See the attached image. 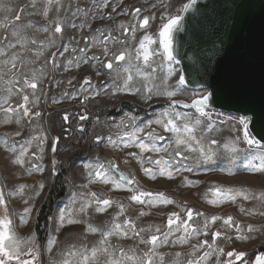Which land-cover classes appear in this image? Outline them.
Listing matches in <instances>:
<instances>
[{
	"label": "rangeland",
	"instance_id": "1",
	"mask_svg": "<svg viewBox=\"0 0 264 264\" xmlns=\"http://www.w3.org/2000/svg\"><path fill=\"white\" fill-rule=\"evenodd\" d=\"M188 2L189 0H107L108 7L97 11L96 4L99 3V0H95V2L94 0H71L70 7L69 0H65V9L60 12L64 29L62 39L57 40L55 47L48 48L44 57L37 60L34 65H30V67L40 68L43 66L44 68V76L38 81L35 92L32 89H25V94L29 95L31 118H23L19 125L15 123V118H13L12 123L5 124L3 122L6 119L5 114L0 111V139H3L4 135L7 134L9 143L16 141L19 146L20 143L30 140L33 136L46 137V140L42 143L37 140L31 142L23 166L15 164L14 160L17 154L9 152L0 143V188L3 189L7 201L8 216L12 221L11 230L20 238H35V243L40 249L42 264L61 261L63 259L61 253L68 251L72 245L77 248L84 244H87L89 248L95 245L101 239V235L99 232H88V224L100 229L109 227L113 219L117 217L120 205L124 206L125 211L118 216V222L131 218L135 222L137 230L150 228L151 231L141 232V236L145 239L155 232L156 227H159L161 232L167 231L168 217L172 212L180 214L182 219H187V209H192L194 216L189 223L196 228H203L205 219H207V235H192L189 242L182 245L173 243L177 236L183 235V232H179L171 236L166 245L158 242L156 252L159 255L154 257L153 264H174L177 259L180 264H186L188 259L194 258L190 255L193 246L203 240H208L211 243L213 233L216 231H220L222 235L215 239V244L223 247L225 252L235 249L236 251L248 253L244 260L237 262V264H254L255 256L264 252V215L259 214L264 212V198L261 197V194H264V172H256L246 168L248 154L243 151L238 154L234 163L230 162L228 156L233 142L239 149L247 147L242 139L241 126L235 121L227 119L230 116H238L211 112L212 120L216 121L215 127L211 131L207 130V124L210 121L206 117H200L203 123L197 129L196 135L198 138H202V142L206 147H210L216 153L215 163L197 164L191 160H181L183 165L191 166L193 171H173L174 178L172 179L159 174H157L156 179H151L145 175L143 169L150 167L158 173L159 166L149 164L147 162L148 158L151 157L153 160L160 157L171 159L177 145L174 143V134L165 132L160 125L155 123H152L150 127H145L146 123L159 118L160 113L168 108L171 100L191 102L201 91H193L186 86H178L177 81L181 75L180 65L173 63L176 71L171 77H168L167 66L169 62L156 55L150 61L156 69L152 75L151 83L161 92L165 90L177 91L175 97L170 100L164 95L157 96L154 89L153 98L146 101L144 99V85L148 84L149 81L135 75L133 83L135 86L141 87L140 93L119 92L115 95L112 94V80L115 74H110L109 70L104 67L106 59L111 58V53H118L123 48L132 49L133 55H135V49L146 34L151 35L157 41L150 47L153 50L162 52V47L158 43V32L161 26L170 17L182 16L184 13L182 11L183 5ZM29 3L30 0H0V25L3 24L5 17L14 20L17 14L15 11L7 12L5 10L7 6L23 10L21 20L15 22L21 28L29 21L33 22L36 27L46 25L56 17L55 7H53L49 16L44 18L39 14L45 6L44 3L38 0L35 8L28 7ZM77 5L87 10V19L91 23V29L85 28L81 31L68 27L69 21L74 20L75 23L79 24L85 19L83 12L76 16L72 15ZM113 8H115V11H113ZM135 8L141 9L140 20H143L145 16L149 17V25L144 29L139 28L137 20L132 15ZM122 12L128 14L121 15ZM28 13L34 14L28 15ZM108 14H111V19L107 18ZM101 15L105 18L99 19ZM93 16L97 18L93 20ZM119 24H124L129 28L135 24L137 27L135 39L132 38L131 34L124 36L117 27ZM50 27L54 28L55 25ZM97 28L104 30L105 34L110 29L112 36L125 40V44H112L110 42L108 44L110 53L107 58H105L101 47H92L87 52V56L90 58L95 55L100 59H89L87 63L81 60L78 67L76 63L67 65V61L73 59L74 56L71 48L76 46L77 43L79 47H85L84 37L94 35ZM5 31L4 28L0 27V35H3ZM22 31L30 38L34 37L37 41L47 42L49 34L36 31L35 27L22 28ZM56 35L61 36V34ZM66 46L69 50L64 52L63 49ZM30 47L32 46L30 45ZM52 52L57 53L56 63L59 67H53L51 63H45ZM61 52H63V55L60 54ZM75 55L81 54L77 52ZM32 58L34 59V57ZM136 63H139L146 72H151L150 68L143 65L142 58ZM29 75L31 74L29 73ZM85 78H90V83L87 85L84 84ZM116 83L120 84L122 81L118 80ZM105 85H107V93L100 91L101 87ZM5 89V83L0 80V103L7 96ZM97 91H100V94L93 95ZM85 97L88 98L85 99ZM22 102V96L20 95H13L9 101L13 107ZM4 106L7 107L8 105ZM177 110L185 112L181 108ZM36 112L40 113L39 117L32 115ZM186 113L193 118L199 115L195 112ZM65 116L68 117L67 121L64 119ZM82 116L87 118L81 119ZM130 116H135L134 123L145 127V132L154 131L157 135L172 138L171 141L166 139L157 142L159 147L167 148V152H145L136 146L123 147L121 145L113 147L108 142L107 137L111 136L115 139L116 134L120 131L116 124L122 119L129 123L127 118ZM221 120H224L225 123H220ZM18 131L22 135L15 136L14 134ZM139 135L143 142L151 145V141L144 133ZM56 137H59V142L54 144ZM97 137L103 139L97 142ZM237 137H240L239 141L236 140ZM213 139L218 143L212 145L210 142ZM225 144H229V148L226 149ZM54 146L56 148L55 152L52 151ZM41 149L43 150L41 151ZM180 150L184 152V155H197L196 153L187 152L183 146ZM33 153L36 155L33 156ZM129 153H135L136 155H129ZM141 158L144 161L143 163H141ZM97 160L105 164L111 161L113 165L119 168V173L110 170V175L114 176L117 181L120 179V173L126 174L134 179L133 187L153 193H163L174 203L151 205L150 210H133V206L137 207L143 204H137L130 199L133 192L129 191L127 187L116 189L112 183L105 184L94 177H89V169L86 165L95 164ZM259 163V160H253V164L259 165ZM33 164L41 166L42 171H33L29 175L27 169ZM63 172L66 176L68 194L67 197L58 202L59 204H57L52 217L49 219V228L47 230L42 229L47 236L46 243L42 248L36 232L39 211L48 197L57 174H64ZM186 179L194 183L187 184ZM41 183L44 185L42 190L39 189ZM20 185L27 186L23 194H14L18 192ZM216 188L233 189L232 194L236 195V199L234 201L223 200L218 204L210 203V201L217 199L215 195ZM38 190L39 195L37 196L35 193ZM92 192H95L97 197L109 199L112 202L111 206L107 207L103 213L96 211L95 203H92L86 212L79 211L81 204L93 200L90 196ZM238 192H242L243 195H237ZM246 196L247 199H245ZM75 198H77L76 203L73 204ZM25 200L28 201L27 204L24 203ZM144 204L147 205L148 203ZM30 206H32V212L29 216L24 210ZM241 208L245 211H241ZM68 209H71V215L74 218L83 222L65 224V226L60 227L58 225V214L61 210ZM253 209L256 210L254 214H249L248 210ZM197 212L202 213V215L196 216L195 213ZM141 213L147 214L142 215ZM229 215L233 217L234 223L244 230L243 234L250 235L251 239L246 241L235 239L238 234L236 229L224 225V219ZM2 216L3 206H0V217ZM26 216L28 218L25 220ZM212 216H219L222 219L212 222ZM247 225H253L259 231L247 233ZM174 227L175 225H173ZM53 237L56 238L57 242L49 253L47 245ZM225 237H232V239L227 240ZM161 239H163L162 236ZM110 243L124 248L125 251L136 246V253H138V245H142L139 243L138 238H133L131 231L127 238L111 237ZM143 245L145 250L150 247V245ZM23 247L26 246L22 245ZM204 251H208L207 247L200 248L196 252V256L203 255ZM176 253H181V255L177 258ZM161 256L163 257L162 260ZM220 259L224 260L225 257H220ZM215 261L216 256L213 255L203 261L202 264H215Z\"/></svg>",
	"mask_w": 264,
	"mask_h": 264
},
{
	"label": "snow or ice",
	"instance_id": "2",
	"mask_svg": "<svg viewBox=\"0 0 264 264\" xmlns=\"http://www.w3.org/2000/svg\"><path fill=\"white\" fill-rule=\"evenodd\" d=\"M39 2L44 3V7L42 11L39 13L44 18L49 16V13L53 10V7L56 9V17L48 22L46 25H40L36 27L33 22L29 21L22 26L23 29L28 28H36V31H41L44 33H48L47 42L45 41H37L34 37L30 38L26 36L22 28L17 26L15 22L21 20L22 9L20 8H12L11 6L6 7L7 12L15 11L17 14L14 17V20H9L8 17H5V20L0 27L4 28L6 31L3 35H0V80L6 85L5 91L7 92V96L4 97L3 102L0 103V111L5 114L6 119L3 121L5 124H10L13 122V118H15V123L19 125L21 120L25 117H30V100L29 95L25 94V89H32L33 92L37 89L38 81L44 76V68L41 66L40 68L30 67V65H34L37 60L41 57H44L45 51L50 47H55L58 39H62V33L64 31L62 24L63 20L60 17L61 10L65 9V0H39ZM95 2V0H94ZM38 3V0H30L28 7L35 8ZM197 0H189L188 3L183 5L182 11L187 13L189 10H192L196 5ZM71 6V0H69V7ZM108 3L107 0H99V3L96 4L97 11L102 8H107ZM115 11V8H113ZM83 12L85 15V19L82 20L79 24L75 23V21H69L68 27L76 28L78 30H83L85 28L91 29V23L88 22L87 19V10L82 9L77 5L75 10L72 12L73 16ZM141 13L140 8H135L132 12L134 19L137 20L139 24V28L144 29L149 25V17L145 16L143 20L139 19V14ZM34 13H28V15H33ZM128 13L122 12L121 15H127ZM96 16H93L92 19H96ZM103 15L99 16V19H104ZM108 19H111V14H108ZM183 17L181 15H175L170 17L166 23H164L159 32H158V43L160 47H162V52L157 50H153L150 46L157 41L151 35H144L139 42L138 47L135 49V55H133V50L129 48H123L118 53H111V58L106 59V63L104 67L109 70L110 74L114 73L112 80V94L115 95L119 92L137 94L141 92V87H137L134 85V75L137 77H142L144 80L149 81L148 84L144 85V99L151 100L153 98V93L155 89V95H164L171 100L172 97L177 95V91H167L161 92L154 84L151 83L152 75L155 73L156 69L152 66L150 61L153 56L159 55L162 58L166 59L168 63V71L167 76L171 77L176 71L173 67V63L179 64V60L176 59V56L173 52V32L178 28L182 30L181 21ZM51 25H55L54 28H51ZM118 29L122 31L124 36H128L131 34L132 38L135 39V33L137 31V27L133 24L130 28L125 26L124 24H119ZM10 29V31H8ZM56 34H61V36H57ZM85 39V47H79L78 43L76 46L71 48L72 53L74 54L73 59L67 61V65H72L76 63L77 67L79 66V62L83 60L84 63H87L89 59L97 60L100 57L93 55L92 57L87 56V52L91 50L92 47H101L103 49V53L105 58L109 56L110 49L108 48V44L111 42L112 44H125V40L120 39L119 37H114L111 34V30L105 31L97 28L95 30V34L89 37H84ZM223 44V41H220ZM30 45L32 47H30ZM69 48L66 46L63 51L67 52ZM79 52L81 55H75ZM31 54V55H29ZM63 55V52L60 53ZM56 52H52L51 56L45 60V63H51L53 67H59L56 63ZM34 57V59L32 58ZM142 58L143 65L146 68H150L151 72H146L143 68H141L139 63ZM123 62V63H121ZM161 67L163 65H160ZM67 70V69H66ZM29 73L31 75H29ZM122 81V83L117 84L116 81ZM90 83V78H85L84 84L87 85ZM178 86L182 87L187 84L185 76L181 74L177 81ZM100 91L107 93V85L102 86ZM100 91L93 93V95H99ZM13 95L22 96V103L17 104L15 107L11 106L9 101L11 100ZM214 92L209 91L206 88L202 89V91L191 101V103H183V108H193L199 114L196 118H193L186 112L178 111V107L181 106V102L178 100H171L168 108L160 113V117L155 119L154 121H149L146 123L145 127H150L152 123L160 125L165 132L174 134V143L177 145V148L174 152V155L171 159H165L164 157H160L158 159L153 160L151 157L148 158V163L152 165L159 166L158 173L153 171L152 168L146 167L143 169L145 175L150 177L151 179H156L157 174L160 176H167V178H174L173 171L181 172V171H193L191 166H185L181 163V160H191L197 164L204 163H215L216 153L210 148L206 147L202 142V138H198L196 135L197 129L201 126L203 121L200 117H206L210 122L207 124V130L211 131L216 124V121L212 120L211 113V103L213 100ZM88 97H85L87 99ZM8 105L5 107L4 105ZM36 117H39L40 113L36 112L32 114ZM86 116H82L81 119H86ZM65 121H67L68 117H64ZM129 123H126L125 120H121L116 124V127L120 129V131L116 134L115 139L109 136L107 137L108 142L113 147H139L142 151H152L155 153L167 152V148L159 147L157 145L158 141H164L168 139L169 141L172 138H166L163 135H157L154 131L145 132V127H141L134 123L135 116H130L127 118ZM228 120L235 121L241 126L242 131V139L246 143L247 147L244 149H239L235 146V142H233L230 151L228 152V156L230 158V162L234 163L238 154L243 151L248 154V163L245 165L246 168H249L252 171L256 172H264V137L257 139L255 135L250 133V126L253 125V116L249 115L248 112H245L238 117H228ZM180 121V123H178ZM220 123H225L224 120H221ZM235 130V129H234ZM140 133H144L148 140L151 141V145L149 143H145L141 140ZM15 136L22 135L21 132H16ZM97 142H99L101 137H97ZM33 140H37L39 142H43L46 140V137H37L33 136L30 140H25L23 143L17 145L16 141L9 143V136L7 134L4 135L3 139H0V143H2L5 148L11 152L16 153V158L14 163L17 165L23 166L25 164V157L28 154V147L31 145ZM237 141L240 140V137L236 138ZM139 141V142H138ZM59 142V137H56L54 140V144ZM138 142V143H137ZM212 145L217 144L218 142L213 139L210 142ZM181 146L190 153H196V156H188L184 155V152L180 150ZM19 147V150H18ZM224 147L229 148V144H225ZM43 149H41L42 151ZM53 152L56 151L55 146L52 149ZM33 156L36 154L33 153ZM129 155L135 156V153H129ZM179 158V159H177ZM259 160V165L253 164V160ZM143 159L141 158V163H143ZM175 162V164H173ZM86 167L89 169L88 175L90 178L94 177L102 181L105 184L112 183L116 189H120L122 187H127L129 191L133 192L130 199L137 204L148 203L151 205H155L158 203L162 204H172L173 200L167 198L163 193H153L150 191L140 190L138 187H133L134 179L130 178L128 175L120 173V179L117 181L114 176L110 175V170H114L119 173V168L111 163V161L107 162V164L97 162L95 164H87ZM33 171H42V167L39 165L33 164L31 167L27 169L29 175ZM91 182V179H90ZM187 184H193V181L187 180ZM26 185H20L18 192L14 194H23ZM44 187L43 183L39 185V189L42 190ZM233 189H215V195L217 199L210 201L212 204L221 203L223 200H232L236 199V195H233ZM35 195H39V190L35 193ZM237 195H243L242 192H238ZM90 196L93 198L92 201L81 204L79 211L86 212L87 208L91 206L92 203L96 205V211L103 213L106 211L107 207L111 206V201L109 199H101L97 197L95 192L90 193ZM261 197L264 198V194H261ZM147 198V200H145ZM248 197L246 196L245 199ZM24 203H28L27 200ZM75 199L73 200V204H75ZM0 206H3V216L0 217V264H42L40 260V249L35 243L34 237H29L27 239H23L18 237L12 230L11 224L12 221L8 216V207L7 201L5 199V194L2 188H0ZM119 213L117 217L113 219L111 225L105 229H100L94 227L91 224H88L87 231L91 233L99 232L101 235V239L92 247L89 248L87 244L81 245L77 248L75 245H72L70 249L64 253H61L63 259L59 262L51 261V264H153L154 257L159 255L156 252V246L158 242L160 244L166 245L169 242V238L175 233L183 232V235L177 236L176 240L173 243L186 244L189 242V239L192 235H207L208 229V221L205 219L203 228L193 227L189 221L193 220V210L187 209L186 215L187 219H182L180 214L176 212H172L168 217L167 231L161 232L159 227L155 228V232L150 235L149 238L145 239L141 236V232L151 231V229L140 228L137 230L135 222L131 218H126L122 222H118V216L122 215L125 211L123 205L119 206ZM241 211H245L243 208ZM25 213L29 216L32 212V206L26 208ZM256 210H248L249 214H254ZM142 215H146L147 213H141ZM260 215H264V212L259 213ZM196 216L202 215V213H195ZM28 217L26 216L24 219L26 220ZM222 219L219 216H212L211 221L215 222L217 220ZM76 218L71 215V209L61 210L58 214V225L60 227L65 226V224H74L81 223ZM173 225L175 227L173 228ZM224 225L228 227H234L236 232L238 233L235 239L240 241H246L251 239L250 235L243 234L244 230L239 227L238 224L234 223V219L232 216H228L224 219ZM247 233H253L259 231V229L255 228L253 225H247L246 227ZM131 231L132 236L138 238L139 243L150 245L149 249L143 253L142 256L137 255L136 249H128L124 250L122 247H117L110 243V238L113 236L117 237H129V232ZM222 235L220 231H216L213 233V241L210 243L208 240H203L197 245L193 246V250L190 255L194 258L188 259L186 264H202L203 261H206L211 256H216L215 264H237V262H242L244 258L248 255V253L244 251H236L235 249L225 252L223 247H219L215 244V239L219 238ZM161 236L163 239H161ZM227 240H231L232 237H225ZM57 240L55 237L49 240L47 245V251L50 253L52 247L56 244ZM22 245L26 247L22 248ZM207 247L208 251H204L203 255L197 257L196 252L199 251L200 248ZM176 257L178 258L181 253H176ZM220 257H225L224 260H221ZM234 257V259H233ZM163 257L161 256V260ZM174 264H180L177 259ZM254 264H264V252L259 253L254 258Z\"/></svg>",
	"mask_w": 264,
	"mask_h": 264
},
{
	"label": "water",
	"instance_id": "3",
	"mask_svg": "<svg viewBox=\"0 0 264 264\" xmlns=\"http://www.w3.org/2000/svg\"><path fill=\"white\" fill-rule=\"evenodd\" d=\"M182 17L172 36L185 86L213 91L211 112H248L250 133L264 137V0H197Z\"/></svg>",
	"mask_w": 264,
	"mask_h": 264
},
{
	"label": "trees",
	"instance_id": "4",
	"mask_svg": "<svg viewBox=\"0 0 264 264\" xmlns=\"http://www.w3.org/2000/svg\"><path fill=\"white\" fill-rule=\"evenodd\" d=\"M65 177V173L57 174L48 197L39 211L36 232L38 235V241L42 248L47 240L46 233L43 230H47L49 228V219L52 217L58 202L68 194V185L66 184Z\"/></svg>",
	"mask_w": 264,
	"mask_h": 264
},
{
	"label": "crops",
	"instance_id": "5",
	"mask_svg": "<svg viewBox=\"0 0 264 264\" xmlns=\"http://www.w3.org/2000/svg\"><path fill=\"white\" fill-rule=\"evenodd\" d=\"M143 191H146L145 189L143 190ZM67 197V196H66ZM78 198V197H77ZM77 198H75V200L77 199ZM74 200V199H73ZM59 204V203H58ZM133 210H150L151 209V204H143V205H140V206H133V208H132ZM128 210V209H127ZM133 238H135V237H133ZM134 240V239H133ZM149 246V245H148ZM135 249H136V246L134 247ZM138 253H137V255H139V256H142L143 255V253L146 251V250H148V249H146L145 250V247H144V245L142 244V245H138Z\"/></svg>",
	"mask_w": 264,
	"mask_h": 264
}]
</instances>
